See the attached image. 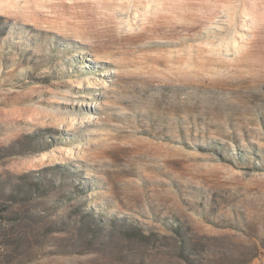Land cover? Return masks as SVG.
Instances as JSON below:
<instances>
[{"label":"rangeland","instance_id":"obj_1","mask_svg":"<svg viewBox=\"0 0 264 264\" xmlns=\"http://www.w3.org/2000/svg\"><path fill=\"white\" fill-rule=\"evenodd\" d=\"M0 264H264V0H0Z\"/></svg>","mask_w":264,"mask_h":264}]
</instances>
